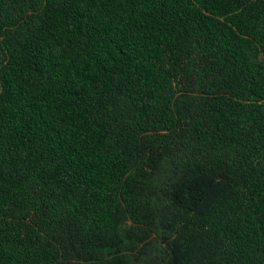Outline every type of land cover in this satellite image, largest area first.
Listing matches in <instances>:
<instances>
[{"label":"trees","instance_id":"trees-1","mask_svg":"<svg viewBox=\"0 0 264 264\" xmlns=\"http://www.w3.org/2000/svg\"><path fill=\"white\" fill-rule=\"evenodd\" d=\"M0 264H264V0H0Z\"/></svg>","mask_w":264,"mask_h":264}]
</instances>
